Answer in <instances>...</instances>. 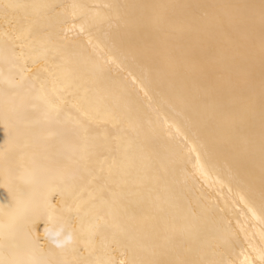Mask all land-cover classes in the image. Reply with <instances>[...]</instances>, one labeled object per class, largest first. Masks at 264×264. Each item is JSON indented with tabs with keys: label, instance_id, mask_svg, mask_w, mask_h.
I'll use <instances>...</instances> for the list:
<instances>
[{
	"label": "bare ground",
	"instance_id": "bare-ground-1",
	"mask_svg": "<svg viewBox=\"0 0 264 264\" xmlns=\"http://www.w3.org/2000/svg\"><path fill=\"white\" fill-rule=\"evenodd\" d=\"M0 264H264V0H0Z\"/></svg>",
	"mask_w": 264,
	"mask_h": 264
},
{
	"label": "clouds",
	"instance_id": "clouds-1",
	"mask_svg": "<svg viewBox=\"0 0 264 264\" xmlns=\"http://www.w3.org/2000/svg\"><path fill=\"white\" fill-rule=\"evenodd\" d=\"M48 238L54 247L62 249L72 242L73 235L70 231L66 232L64 227L61 226L53 228V230L48 233Z\"/></svg>",
	"mask_w": 264,
	"mask_h": 264
}]
</instances>
